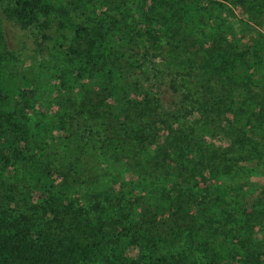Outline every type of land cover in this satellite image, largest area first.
Instances as JSON below:
<instances>
[{
    "label": "trees",
    "instance_id": "16d2710c",
    "mask_svg": "<svg viewBox=\"0 0 264 264\" xmlns=\"http://www.w3.org/2000/svg\"><path fill=\"white\" fill-rule=\"evenodd\" d=\"M40 2L0 0V73L45 54ZM92 2L44 118L1 106L18 78L0 85V264H264V0ZM163 42L159 83L115 56ZM96 124L107 141L88 147Z\"/></svg>",
    "mask_w": 264,
    "mask_h": 264
},
{
    "label": "rangeland",
    "instance_id": "374dc122",
    "mask_svg": "<svg viewBox=\"0 0 264 264\" xmlns=\"http://www.w3.org/2000/svg\"><path fill=\"white\" fill-rule=\"evenodd\" d=\"M106 3L103 5L105 8L109 6L112 13L117 12L118 8L122 5L125 0H105ZM95 5L92 0H87L85 4L80 3L78 0H41L39 4L38 17L42 21H47L46 26L40 27L41 34L44 35V43L46 46L45 54L32 65H19L2 63L3 66L0 73V85L5 80L11 78H18L19 85L25 90L23 96L20 98H4L1 103L3 107L15 108L18 102H31L29 105L34 109V113L41 115L44 118L47 111V102L53 93H55L56 80L54 75L58 72L59 63L56 60L58 55L64 56L68 52H71V47H77V49H83L85 47V35L77 33L78 28L89 26L93 27L95 19L91 14L94 12L89 6ZM9 8L16 9L17 6L14 4H8ZM151 6V4H150ZM100 8V5L98 6ZM102 7V9H104ZM113 7V9L111 8ZM42 11H48L43 13ZM54 13L53 15L49 12ZM160 23L162 19H157ZM116 57L124 60L126 57H130V63L120 61L125 67H130L131 72L136 74V79L142 85H149L153 82H161V80H168L170 75L167 71V62L174 63L173 56L169 53L170 47L163 42L161 48V54L156 56L158 53L153 48L146 47L144 44H134L123 46L117 49ZM195 50V49H193ZM199 58V56H198ZM264 62H256L253 64L252 79L254 77L264 78V68L262 66ZM229 75V74H228ZM231 76V75H230ZM72 78L70 82H72ZM137 81V82H138ZM138 84V83H137ZM226 85H230L226 82ZM231 90L232 95H237L234 89L227 86V90ZM68 94V93H67ZM69 95V94H68ZM67 96V95H66ZM66 99V106L70 105L68 97ZM6 103V104H5ZM19 103V104H20ZM114 99H107L104 104L98 105L101 109L107 108L110 105L115 104ZM112 121V117L106 118L107 125ZM105 123L103 119H97V123ZM185 125V124H184ZM93 134L89 137L88 147L91 145L100 146L102 143L107 141V132H103L105 129L103 126L91 125ZM112 135H114L112 133ZM59 156L57 153L56 158ZM103 155H100V159ZM92 160L91 165L95 164V161H99V158L88 159Z\"/></svg>",
    "mask_w": 264,
    "mask_h": 264
}]
</instances>
